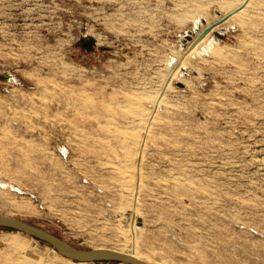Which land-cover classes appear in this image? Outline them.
Instances as JSON below:
<instances>
[{"label": "rangeland", "instance_id": "rangeland-1", "mask_svg": "<svg viewBox=\"0 0 264 264\" xmlns=\"http://www.w3.org/2000/svg\"><path fill=\"white\" fill-rule=\"evenodd\" d=\"M245 1L0 0V178L26 191L0 214L81 249L140 229L152 264H264V0L180 37ZM62 256L0 228V264H128Z\"/></svg>", "mask_w": 264, "mask_h": 264}, {"label": "water", "instance_id": "water-1", "mask_svg": "<svg viewBox=\"0 0 264 264\" xmlns=\"http://www.w3.org/2000/svg\"><path fill=\"white\" fill-rule=\"evenodd\" d=\"M249 0H246L242 5H240L237 9L232 12L222 14L220 10L215 9L217 15L220 16L218 20H215L212 24H207L205 18H200L194 24L193 29H189L185 31V33H181L180 37L184 43V46L192 47L197 45L203 38L207 37L211 32H214L215 36L218 38H222L225 34H227L226 28H222L220 31H216V26H220L227 19L231 17V15L244 8ZM200 22L204 24V27L201 28ZM96 43L94 37H91L89 40V48L92 49ZM10 78V73L7 74ZM66 149V147H63ZM64 149H62V153L65 154ZM16 191L20 193H24V190L20 188H15ZM0 228L2 229H11L24 232L31 236H34L40 239L43 242L48 243L53 248H55L61 255L66 258L72 259L74 261H82V262H124L128 264H152L143 259L134 257L128 253H124L111 248H91V249H81L77 248L64 239L52 234L51 232L43 229L40 226L27 222L23 219L0 214Z\"/></svg>", "mask_w": 264, "mask_h": 264}, {"label": "bare ground", "instance_id": "bare-ground-1", "mask_svg": "<svg viewBox=\"0 0 264 264\" xmlns=\"http://www.w3.org/2000/svg\"><path fill=\"white\" fill-rule=\"evenodd\" d=\"M192 47H194V46H192ZM12 78L14 77V76H11ZM143 103V102H142ZM151 107H148V108H146V112L148 111V113H149V116L147 115V117L148 118H146V119H148V120H145V125H144V131L145 132H148V130H149V128L151 127L150 125H151V117L153 116V117H155V113H156V110L158 109V107H159V104L157 103V102H152L151 101V105H150ZM143 110H144V108H143ZM150 115H151V117H150ZM144 120V119H143ZM135 122H137V121H135ZM140 127V126H139ZM143 127V126H142ZM135 128V127H134ZM142 133V132H141ZM133 136V135H132ZM142 142V141H141ZM64 149V148H63ZM64 151H65V153L67 152L66 151V149H64ZM142 173V172H141ZM20 188L21 190H23L21 187H18L15 183H13L12 181H10V180H5V179H1L0 178V188L1 189H5V190H15V188ZM24 193H26V191H24ZM17 207H19V208H25L26 207V205L25 204H22V203H19V204H17L16 205ZM139 230L140 229H136L135 231H131V233L130 234H127V236L131 239V243H132V249H131V251H123V250H118V251H121V252H124V253H128V254H130V255H133L134 257H137V258H140V259H143V260H145V261H147V262H149V263H151V259L150 258H148V257H145L144 255H143V253L142 252H140L139 250H137V238H138V232H139ZM124 234H125V232H124ZM126 235V234H125ZM10 244V247L11 248H18L19 246H20V243L19 242H17V241H12V242H10L9 243ZM99 248H106V247H99ZM55 249V248H54ZM56 250V249H55ZM115 250H117V249H115ZM57 251V250H56ZM29 253V252H28ZM30 254V253H29ZM32 254H35V253H33L32 252ZM63 257V256H62ZM63 259H68L69 260V258H66V257H63ZM72 260V259H71ZM74 261V260H73ZM76 262H82V261H76ZM82 263H85V262H82Z\"/></svg>", "mask_w": 264, "mask_h": 264}, {"label": "trees", "instance_id": "trees-1", "mask_svg": "<svg viewBox=\"0 0 264 264\" xmlns=\"http://www.w3.org/2000/svg\"><path fill=\"white\" fill-rule=\"evenodd\" d=\"M2 229V228H1ZM5 229V228H4Z\"/></svg>", "mask_w": 264, "mask_h": 264}]
</instances>
